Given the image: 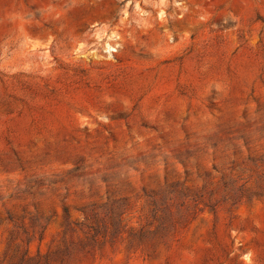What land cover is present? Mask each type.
Listing matches in <instances>:
<instances>
[{"label": "rangeland", "instance_id": "rangeland-1", "mask_svg": "<svg viewBox=\"0 0 264 264\" xmlns=\"http://www.w3.org/2000/svg\"><path fill=\"white\" fill-rule=\"evenodd\" d=\"M0 264H264V0H0Z\"/></svg>", "mask_w": 264, "mask_h": 264}]
</instances>
